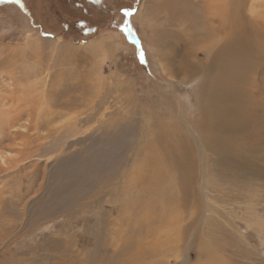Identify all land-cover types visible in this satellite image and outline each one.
<instances>
[{"label": "rangeland", "instance_id": "374dc122", "mask_svg": "<svg viewBox=\"0 0 264 264\" xmlns=\"http://www.w3.org/2000/svg\"><path fill=\"white\" fill-rule=\"evenodd\" d=\"M167 1L0 0L1 264H264V177L215 165L219 185L205 189L198 166H172L150 181L147 160L163 152L153 121L172 103L175 117L199 116L200 77H171L173 54L202 45L198 22L182 16L193 2L173 13ZM247 1L264 22V0ZM155 34L171 40L157 50L173 53L163 63ZM250 155L264 171V149ZM201 195L220 202L214 226L185 234Z\"/></svg>", "mask_w": 264, "mask_h": 264}, {"label": "bare ground", "instance_id": "6f19581e", "mask_svg": "<svg viewBox=\"0 0 264 264\" xmlns=\"http://www.w3.org/2000/svg\"><path fill=\"white\" fill-rule=\"evenodd\" d=\"M168 2L169 0L166 3ZM170 2L174 4L170 5L171 3H169L168 6L165 3L166 5H163L170 8L168 10L173 13H176L177 10L172 7L186 3V1L180 2V0H170ZM190 2L193 4L187 8L188 14L182 16L193 18L198 22V28L202 34H200L201 37L196 36L202 42L198 50L178 51V55L170 53V51H166V53L163 51L165 57H161V51L157 50L160 46L168 43L170 39L166 41L164 37L160 38L155 34L156 37L152 44L155 45V53L157 52V56H160L158 59L162 63V58H166L170 54V56L173 54L176 57L172 63L180 65L176 74L171 77L175 76L181 79L191 75L200 77V84L197 86L199 116L188 114L186 118V115L179 116L180 114L176 113L178 117H175L176 106L173 107L172 103L168 113H170L169 117L173 113L171 117L174 119L165 117L163 120L156 118V121H153L150 129L152 132L154 131L155 135L151 137L154 138V143L163 149V152H158V154L152 148L154 154H150L147 160L148 167L152 166L150 181H155L154 177L159 178L161 173L165 176L166 168L170 169L172 166L175 167L174 169H178L181 174L186 166L192 169L191 171H194V168L198 166L196 173H198L199 183L197 185L200 184L201 179H204L203 188L205 189L219 185L215 177L219 170L215 165L225 167L226 171L232 169L233 175H237L241 179L264 177V171L261 168H253L258 164L252 161L250 155L255 148L264 149V22L259 20V15L254 13L255 6L248 4L247 0H189L186 5L188 6ZM219 4L221 5L219 6ZM144 12L139 15V18L143 17L144 24L151 27L153 19L149 15L146 17ZM172 16L176 18V15ZM180 19V16L177 17V22L173 19L172 24H176L180 27V31H184L187 25ZM156 27L155 25L154 30H157ZM152 44L149 42L150 48H152ZM162 69L163 67H161ZM143 111L141 112L143 113ZM150 112L153 113L152 110ZM178 120H180L179 123ZM169 124L173 125L170 126V133ZM235 165L240 167L237 174H234ZM217 167L219 168V166ZM190 169L187 170L186 179L183 178L181 183L183 191L181 201L184 208L189 203L188 197L192 199L189 188ZM193 198L199 197L193 194ZM201 198V214L196 217L191 216L195 221L192 225H186L185 234L189 232L190 226L191 229H195L201 222L204 223L206 229L214 226L211 214L213 207H219L220 202L218 199L214 200L215 197L212 195ZM251 200L253 199L251 198ZM191 243L193 242L188 237L183 248L190 247ZM0 253H2L1 248ZM234 261L236 264H243Z\"/></svg>", "mask_w": 264, "mask_h": 264}, {"label": "snow or ice", "instance_id": "6c2138e0", "mask_svg": "<svg viewBox=\"0 0 264 264\" xmlns=\"http://www.w3.org/2000/svg\"><path fill=\"white\" fill-rule=\"evenodd\" d=\"M125 14H126V15H131V12L128 11V10H125ZM125 30L129 33V35L132 34V30H131V28H127V27H126ZM141 57L143 58V53H141Z\"/></svg>", "mask_w": 264, "mask_h": 264}]
</instances>
